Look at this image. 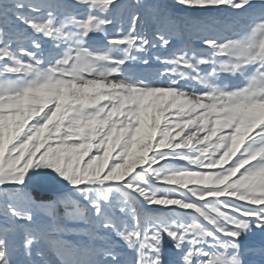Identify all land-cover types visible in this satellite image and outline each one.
I'll list each match as a JSON object with an SVG mask.
<instances>
[{
  "label": "snow or ice",
  "instance_id": "obj_1",
  "mask_svg": "<svg viewBox=\"0 0 264 264\" xmlns=\"http://www.w3.org/2000/svg\"><path fill=\"white\" fill-rule=\"evenodd\" d=\"M0 264H264V0H0Z\"/></svg>",
  "mask_w": 264,
  "mask_h": 264
}]
</instances>
